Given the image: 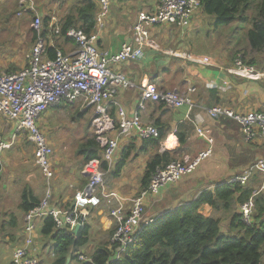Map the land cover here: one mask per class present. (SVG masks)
<instances>
[{"label":"built area","instance_id":"1","mask_svg":"<svg viewBox=\"0 0 264 264\" xmlns=\"http://www.w3.org/2000/svg\"><path fill=\"white\" fill-rule=\"evenodd\" d=\"M93 1L98 7L95 31L87 35L70 27L65 33V37L74 47L72 52L61 54L55 50L54 58H47L45 37L41 33L43 22L36 16L31 24L35 42L27 54V66L18 72L0 74V115L15 125L10 138L0 136V162L2 154L19 138H24L34 147L35 165L39 168L47 188L39 204L23 217V244L13 250L12 264H37L35 257L29 253L37 221L50 217L55 230L73 233L77 225L80 228L86 225L89 211L96 210L102 203L110 208L109 217L115 223L110 242L117 247L118 258L131 245L139 228L153 221L145 216L146 200L158 196L165 187L192 175L212 152L209 147L193 159L185 157L173 161L163 169H157L148 187L138 192L129 202L106 189L104 177L113 164L120 141L127 139L143 142L158 137V130L154 126L141 123L136 115L128 116L122 107L115 104L120 92L136 90L135 84L124 73L116 71L115 67L142 60L145 49L158 51L151 37L154 28L167 25L188 28L191 16L200 8V0H160L153 12L139 13L131 29L129 41L124 42L114 54L100 50L97 45L99 34L109 18L112 0ZM49 30L53 36L59 34L57 18L50 20ZM49 44L53 46L52 42ZM227 72L250 81L264 78L253 66L246 65L240 56L233 59L232 68ZM194 91V88H187L186 92L161 91L153 85H146L139 90L137 107L142 110L146 104L151 103L167 109L187 107L190 111L193 107L191 94ZM78 100L84 102V109L93 110L91 127L101 154L100 160H91L85 164L81 171V175L87 178L85 186L75 192L70 207L61 210L50 204V182L53 179L51 150L39 131L38 122L51 108L61 103L74 104ZM110 105L117 107L114 119L108 112ZM207 115L211 119L232 120L240 127L247 141L257 138L264 140L262 112L241 113L215 106L207 110ZM196 133L211 145V139L206 137L203 128H197ZM101 163L106 164L105 170L100 167ZM254 173L260 175L261 184L253 196L240 206L239 213L245 224L250 223L254 206L252 198L264 192V161H257L249 171L229 181L230 184L246 185ZM127 203L129 206L125 208ZM78 260L88 259L79 256Z\"/></svg>","mask_w":264,"mask_h":264},{"label":"crops","instance_id":"2","mask_svg":"<svg viewBox=\"0 0 264 264\" xmlns=\"http://www.w3.org/2000/svg\"><path fill=\"white\" fill-rule=\"evenodd\" d=\"M27 1V14L31 12L28 8H32L35 16L43 21L47 17L51 19L57 18L60 21L69 13H72L81 0ZM46 1H48V4H46ZM159 1L112 0L109 18L105 23L104 29L99 34L98 48L111 54L118 52L120 46L124 42L129 41L131 29L136 21L137 15L141 12H153L158 6ZM21 2L22 0H20ZM202 17L200 14H193L189 20L188 31H186V34L183 33V35L177 33L171 27L163 26L154 28L151 31V37L155 44H157L158 51L145 49V55L142 60L115 67L116 71L124 73L136 86V90L120 92L115 99V104L122 107L128 116L132 117L136 115L143 124L152 126L155 122L160 124L161 126L159 128L162 129L164 138L158 142V145H154L153 143L144 144L140 141L127 139L120 141L116 159L123 160L121 156H124V166L118 174L112 176L114 172L112 164L107 174L108 176L111 175L110 177L114 179L113 182L118 183L117 189L121 193L115 188L109 190L105 186L108 191L117 192L125 200L138 194L141 191V179L146 163L155 155L168 153L174 156V159L175 157H179L180 160L185 157L193 159L207 148L211 147L212 149L209 158L199 166V170L195 174L165 187L160 191L158 196L146 200L148 207L147 210L145 209V216L147 219L154 220L174 210L180 204L190 203L197 191H200L199 186H201L200 189L202 190L208 184L229 182L230 179L249 171V168L253 167L257 161H264V140L257 138L252 141H247L240 127L235 122L234 129L227 128L221 122L222 120L229 119H211L207 115V110L215 106H221L241 113L254 111L264 113V78L259 81H250L227 72L228 69L232 68V61L235 58L233 55L234 52L232 55H227L222 51L217 52V50L202 49L205 46L204 42L202 43L205 38L199 32H195L197 25H200ZM49 24L50 21L48 22V26ZM29 30L32 33L31 26ZM44 37L48 40V31L44 34ZM227 42L230 46L236 44L234 41L230 42L228 39ZM60 43L62 44H60L62 50L66 54L74 50L72 44ZM174 51L179 54H184V58L171 56L170 52ZM252 52L255 55L256 51ZM249 64L253 66L252 61ZM11 67L16 68L15 65ZM20 68L22 67L20 66ZM257 68H260L261 71ZM254 69L264 75V67L256 65ZM146 85H153L161 91L180 89L186 92L187 88H194L195 91L191 94L193 107L189 111L187 107L167 109L164 107L160 108L156 104L148 103L144 109L139 110L137 107L139 90ZM116 108L115 105L108 107V112L113 119L116 116ZM180 124L190 127L189 130L184 131L185 141L181 147L175 137V131ZM14 127V124L10 127L0 126V136L10 138L13 134ZM197 128L204 129L206 137L211 139V145H208L205 139L197 135ZM17 141L19 142L20 138ZM17 141L15 142L16 145L14 143L8 151L2 154L0 162V195L8 193L10 181L14 179L13 172L9 173L8 177H4L5 168L10 167L11 169L17 170L27 167V148L25 146H19ZM245 154H247V158L243 157ZM19 166L20 168H18ZM128 171H131V173H127ZM54 176L55 178L54 180L52 179L51 184L52 198L56 195L60 201L66 202L68 199L73 200L75 192L82 189L86 184V179L81 175V172L79 173L76 168H71L67 164L57 166L54 170ZM44 182L42 188L45 190L46 185H44ZM258 182L261 184V177L258 173H254L246 185L252 187L254 190V183ZM31 189L35 194V190L33 188ZM44 190L41 200L44 197ZM67 192L70 193L68 198H66ZM107 211L108 208L104 203L96 210L91 209L89 211V216L90 214H94L95 216L92 215L90 219L93 221L94 227L99 235L111 229L113 221L108 216ZM199 212L205 217H219L208 206H202ZM43 220L37 221L34 227L32 244L30 246L32 254L29 250V253L34 257L35 254H39L38 244L36 243V246H33L35 239L38 240L41 237L39 230ZM92 231L94 230L90 228L89 234ZM16 234H19L18 231L9 243L7 241L1 243L5 246L6 253L0 252V264H12V252L15 246L20 243ZM21 236L22 232L20 234ZM41 239L43 238L41 237ZM47 241L52 246V243L49 240ZM99 243L100 241L92 240L89 246L92 247L90 255ZM22 244L23 241L21 242V246ZM85 245H88L87 242ZM43 254H46V250H44ZM90 255L88 257L82 256L89 258ZM45 259L43 257L39 260L36 257L37 264H52L53 258L49 261ZM69 264H74V262Z\"/></svg>","mask_w":264,"mask_h":264},{"label":"trees","instance_id":"3","mask_svg":"<svg viewBox=\"0 0 264 264\" xmlns=\"http://www.w3.org/2000/svg\"><path fill=\"white\" fill-rule=\"evenodd\" d=\"M250 7L251 0H200L202 14L214 18L215 27H226L239 20L249 23L250 18L246 14ZM255 9L258 13H256L257 19H251L254 27L259 29L261 42L258 43L254 39L255 32L250 30L248 45L260 51V49L264 50V0H261ZM97 13L98 7L93 0H81L72 13L63 17L65 20L57 19L59 34L52 36L62 39L64 43H70L65 37L70 27L79 29L87 35L91 34L95 31ZM50 19L47 17L44 20V34L47 31L48 34H52L48 26ZM49 42L45 47V54L47 58L52 59L57 44L51 46ZM16 70L17 68L11 67L5 73ZM66 107L62 103L56 109H66ZM221 123L227 128L235 127L231 120H222ZM153 126L158 130V137L142 143L158 145V142L164 138L163 131L159 128L161 125L155 122ZM189 129V126L180 124L175 131L180 147L185 141L184 131ZM100 154L101 151L94 138H87L76 152L79 158L78 165L75 166L76 170L80 173L89 161L100 160ZM243 157L247 158V154ZM121 158L123 160L118 161L112 176L122 170L124 156ZM173 161H175L174 156L168 153L150 158L141 179V190L148 187L157 169H163ZM100 167L105 170L106 164L101 163ZM200 187H198L200 191H197L190 203L180 204L174 210L157 217L150 224L141 226L133 236L131 245L118 258H116L117 247L110 242L114 233L113 228L100 234V243L87 261H79L78 257L82 255L78 253L87 242L90 230L88 224L74 235L55 230L52 219L46 217L40 225L39 234L52 243V264H65L68 258L70 263L77 261L78 264H264V192L252 198L254 206L250 223L245 224L239 209L253 196L252 187L229 182L208 184L202 190ZM39 202V198L27 187L22 193L18 210L26 214ZM202 206L210 207L219 217H205L199 212ZM223 224L227 229L225 233L222 231Z\"/></svg>","mask_w":264,"mask_h":264},{"label":"rangeland","instance_id":"4","mask_svg":"<svg viewBox=\"0 0 264 264\" xmlns=\"http://www.w3.org/2000/svg\"><path fill=\"white\" fill-rule=\"evenodd\" d=\"M260 1L261 0H251V7L246 14L247 17L250 18L248 20L249 23H247V21L239 20L231 23L226 27H221V26L215 27L214 18H210L206 15H203L200 8L196 10L194 12V15L197 13L200 14L201 17L203 16L200 21V25L199 26L197 25L195 31L202 34L205 38V40L202 41V43L204 42L205 44V46L202 49L207 48L210 50H217V52L222 51L225 52L227 55L230 54L232 55V53L234 52L233 54L234 57L240 56L245 64L250 63L252 61L254 68H256V65H259V67H264V50L260 49V51H256V49L252 48L250 45H247V43L249 42L248 32L250 30L255 32L254 39H256L258 43L261 42V37L259 36L258 33L259 29L255 28L254 23L252 22V19L254 18L255 20L257 19L256 18L257 12L255 8L257 7ZM27 2H28L27 0H22L21 3L20 0H0V74L5 73V71L12 65H15L17 68L15 72H18L23 67L27 66L26 57L28 52L32 49L35 42V35L31 33L29 29L34 20V17H36L35 14L33 13L34 10H32V8L30 9L32 14L29 13L27 14V12H25V10H27ZM46 4H48V1H46ZM258 24L261 26L260 22ZM166 27L174 28L177 31V33H182L181 35H183V33L186 34V31H188V28L180 29L178 27L171 25H167ZM41 33L42 36L44 37L43 35L44 24L42 26ZM49 37L48 40L45 39V45H47L49 41H52L51 38L53 36L49 34ZM227 39L230 42L234 41L236 44H234V46H230L229 43L227 42ZM52 42L54 43L53 46L57 43L56 50H58V52H60L61 54H66V52H64L61 47L62 44L60 42L64 43L62 39L53 37ZM68 44L71 45L70 43ZM155 45L157 46V44ZM248 46L250 47V49H248L249 48ZM252 51H256L257 54L255 53L254 55V52ZM170 53L174 54L176 52L174 51ZM171 56L184 58V54H179V53H176V55H171ZM20 66L22 68L19 69ZM257 69L260 70V68ZM254 81H259V80H254ZM177 91L181 92L183 90L178 89ZM63 104L67 106L66 109H62V108L56 109L57 106L59 107L62 105L61 103L48 110L45 113V115H43L41 120L38 122L39 131L44 136L45 141L51 150V171L53 175L52 176L53 180L55 178L54 170L60 164L62 165L67 164V166L71 168H75V166L78 165L79 158L76 155V152L79 149L80 144L83 143L87 138H94L93 130L91 127L93 110L91 108L84 109V102L82 100H78L74 104H66V103ZM0 126L10 127L13 126V124L8 120H6L4 116L0 115ZM18 143L19 146H25L27 148L26 149L27 167L24 169H17V170L7 167L4 170L5 172L4 177H8V174L13 172L14 179L13 180L11 179L10 181L8 193L6 194L3 193L0 195V252L3 253H6V248L1 243H3V241L4 242L7 241V243H9V241L17 231L19 234H16V236L18 238V241H20V243H18L15 246V248H19L21 246V242L23 241L22 238L23 235L20 237V234L23 228L22 219L24 215L22 212H20L17 209L23 191L27 189V187H29L30 189L33 188L35 190V194L41 200L44 190V188H42L44 182L43 177L41 175L39 168L35 165L33 145L31 143H28L24 138H20V141ZM14 145H16V143ZM116 156L115 159L113 160V166H112L113 168L116 166L119 160V158L118 160L116 159ZM119 157H120V153H119ZM174 160L177 161L180 159L179 157H175ZM18 168H20V166ZM198 170L199 168L193 174H195ZM127 173L130 174L131 171H128ZM25 179H27V181H25ZM113 180L114 179L108 176V174L105 175L104 177L105 186H107L109 190L115 188L119 193H121V191L117 189L118 183L113 182ZM52 181L50 182V190H51ZM86 182H87V178H86ZM259 185H260L259 182L254 183V188H255L254 192L257 191ZM46 190L47 188H45L44 191L46 192ZM71 191L73 190L71 189ZM115 193L118 195L120 199H123V197L120 194H118L117 192ZM51 194H52V190H51ZM69 196L70 193L67 192L66 198H68ZM135 196L133 195L131 198L129 199L126 198V199L129 202V200H133ZM72 201L73 200L70 199H68V201L66 202L60 201L58 200V197L55 195L53 196L50 204L53 207L62 210L68 208L71 205ZM147 205L148 204H146L145 207L146 210L148 207ZM128 206L129 204L127 203L125 208H127ZM107 212L109 216L110 208H108ZM92 215L94 216V214H90V216H88L87 222L89 221L88 226L92 228L94 231H92L91 234L88 233V238H87L88 245H85V247L82 248L78 253L79 255H83L86 257H88L92 251V247H89L90 244L92 243V240H97V241L100 240V235L96 230V228L94 227L93 221L90 219ZM111 228L115 229L114 221L112 223ZM222 231L223 233L227 231L226 225H224ZM90 238H94V239H90ZM46 241L47 240L45 239H41V237H39L38 240L35 239L33 247H35L37 243L39 248V254L38 255L35 254V259L37 257V259L41 260L43 257H45L46 258L45 260L49 261L53 258L51 257L52 246L51 244L48 243V241L47 242ZM44 250H46V254H43ZM30 251H31L30 253L32 254V250ZM74 264H78V262L74 261Z\"/></svg>","mask_w":264,"mask_h":264},{"label":"water","instance_id":"5","mask_svg":"<svg viewBox=\"0 0 264 264\" xmlns=\"http://www.w3.org/2000/svg\"><path fill=\"white\" fill-rule=\"evenodd\" d=\"M80 229H81L80 226L77 225V226L75 227L74 231H73V234L76 235ZM69 263H70V259L68 258V259L66 260L65 264H69Z\"/></svg>","mask_w":264,"mask_h":264}]
</instances>
